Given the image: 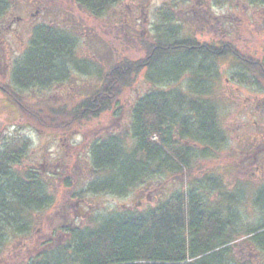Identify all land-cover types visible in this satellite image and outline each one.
<instances>
[{
	"label": "trees",
	"instance_id": "1",
	"mask_svg": "<svg viewBox=\"0 0 264 264\" xmlns=\"http://www.w3.org/2000/svg\"><path fill=\"white\" fill-rule=\"evenodd\" d=\"M125 1L150 2L72 0L95 17L110 11L119 15L116 6L121 9ZM199 1L164 3L157 11L155 39L142 40L145 55L116 61L107 58L99 68L98 84L81 88L71 98L28 101L17 88L0 80V91L25 119L45 130L66 131L117 104L122 92L144 71L152 86L131 110L133 145L127 146L120 130L94 139L89 145L92 179L78 196L122 195L142 187L160 194L165 186L173 190L143 210L121 208L86 227L65 226L53 247L20 264H264V183L246 203L242 194L228 191L222 176L204 171L196 162L216 156L228 143L215 84L217 59L231 57L241 63L246 73H240L239 79L252 86L259 80L264 85V59L245 55L228 41H198L195 31L181 37L179 25L172 21L181 5L191 2L193 7ZM252 1L264 4V0ZM228 2L237 5L236 0H214L219 6ZM21 3L0 0V14ZM187 11L182 17L192 21L189 26L202 24L208 16L205 8L198 17L193 8ZM32 33L24 58L13 71L19 88L59 82L69 66L77 63L75 40L64 26L40 24ZM185 74L184 88L174 86ZM249 141L240 150L248 152L255 146L256 157L262 142ZM29 143V138L15 134L1 139L0 249L11 239L28 240L34 233L36 214L53 201L40 176L21 167ZM194 162L204 171L200 177L192 173ZM233 162L232 167H243ZM163 175L165 182H161ZM177 180L180 183L171 186ZM249 202L258 214L255 222L247 220Z\"/></svg>",
	"mask_w": 264,
	"mask_h": 264
},
{
	"label": "rangeland",
	"instance_id": "2",
	"mask_svg": "<svg viewBox=\"0 0 264 264\" xmlns=\"http://www.w3.org/2000/svg\"><path fill=\"white\" fill-rule=\"evenodd\" d=\"M21 1V5L11 10L12 16L18 15L21 19L12 25L13 31L18 34L8 32L6 35L7 58L12 56L14 60L18 56L22 62L36 25L58 23L75 40L73 53L77 63L69 66L67 76L59 82L19 88L15 86L12 68H8L5 74L0 71V79L17 88L26 100L48 101L49 98H71L72 93L81 88L98 84L99 68L106 63L107 58L116 61L122 57H143L142 40L155 39L154 26L159 22L157 11L169 0H150L148 4L125 1L121 3V9L116 6L120 16L110 11L97 17L79 9L72 0ZM236 2L237 5L228 2L219 6L214 0H200L193 7L190 6L191 2L184 3L172 23L179 25L178 34L181 37L189 31H195L198 41H228L243 54L264 59V4L252 0ZM190 8L195 10V17L203 8L208 11L202 24L192 23L193 26H189L192 21L183 20L182 15L188 13L187 9ZM216 64L219 79L215 84L219 91L221 123L228 143L216 156L199 158L196 162L202 165L204 171L222 176L228 191L242 194V200L247 203V199H252L264 183V143L259 145L262 149H259L256 157L255 146L251 145L248 152L245 151L248 149L240 150V147L250 143L249 140L264 141V85L261 80L253 86L240 80V73L245 74L246 69L231 57L217 59ZM187 82L188 75L185 74L174 86L184 88ZM151 86L144 71L141 72L132 85L122 92L117 104L100 116L85 120L66 131H50L34 125L0 93V144L2 137L12 134L29 138L21 167L30 168L35 175L40 176L53 195L52 203L36 214L34 233L29 234L28 240L11 239L1 246L0 264H20L48 250L54 246L57 237L63 235L65 226L86 227L121 208L143 210L173 191L165 186L160 194L154 189L142 187L122 195L87 193L82 198L78 196V191L92 179L91 141L96 136L120 130L124 132L127 146H132L134 141L128 121L131 110L137 98L150 90ZM234 160L243 167H232ZM194 165L196 169L192 171L193 175L202 176L204 171H200L195 162ZM165 181L166 176L163 175L161 182ZM179 183L180 180H177L171 186ZM247 209V220L255 222L258 214L252 203L247 204Z\"/></svg>",
	"mask_w": 264,
	"mask_h": 264
},
{
	"label": "flooded vegetation",
	"instance_id": "3",
	"mask_svg": "<svg viewBox=\"0 0 264 264\" xmlns=\"http://www.w3.org/2000/svg\"><path fill=\"white\" fill-rule=\"evenodd\" d=\"M12 14H13L12 11H6L5 13L0 14V71L4 72V74L6 73L8 68H12V70L14 71L15 68L18 67L17 64L21 60V58L18 56L14 60L12 56L7 58L6 53H5L6 44L8 43L6 35L8 32H11V33L15 32L16 35L18 34L17 31H13L12 25H15L21 19L20 16L18 15L12 16ZM95 139H99V136H96ZM262 148H263L262 150H264V146Z\"/></svg>",
	"mask_w": 264,
	"mask_h": 264
}]
</instances>
